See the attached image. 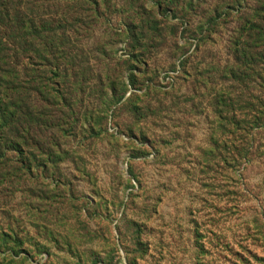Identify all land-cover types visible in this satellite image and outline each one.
Here are the masks:
<instances>
[{
	"label": "rangeland",
	"instance_id": "rangeland-1",
	"mask_svg": "<svg viewBox=\"0 0 264 264\" xmlns=\"http://www.w3.org/2000/svg\"><path fill=\"white\" fill-rule=\"evenodd\" d=\"M261 1L6 0L44 38L0 133V264H264V129L241 160L223 126Z\"/></svg>",
	"mask_w": 264,
	"mask_h": 264
},
{
	"label": "trees",
	"instance_id": "trees-1",
	"mask_svg": "<svg viewBox=\"0 0 264 264\" xmlns=\"http://www.w3.org/2000/svg\"><path fill=\"white\" fill-rule=\"evenodd\" d=\"M27 12L30 14L28 8ZM27 14L22 12L20 7L8 6L6 0H0V120L2 121L0 133L10 127L14 136L23 140L24 137H21L19 130H15L13 124L16 123L18 128L24 130L21 120L28 118L30 113L25 98L27 93L22 95L21 90L18 89V81H15L18 73L14 64L22 58L30 59L29 51H34V39L43 41L44 38L43 34H37ZM255 15L256 23L252 24L251 36L247 37L250 45L245 42L241 48H236L242 61L240 66L242 71L247 70V59L252 60L258 95L254 97L253 107L248 106V109H245L251 113L250 117L243 116L249 121L238 122L234 117L231 120L225 118V124L223 123L224 129L231 125L235 133L241 134L239 137L241 145L238 149L241 160H246L253 149L251 137L264 129V1L257 5ZM242 30L244 31V27ZM242 77L247 82L244 74ZM23 143L25 144V141Z\"/></svg>",
	"mask_w": 264,
	"mask_h": 264
}]
</instances>
